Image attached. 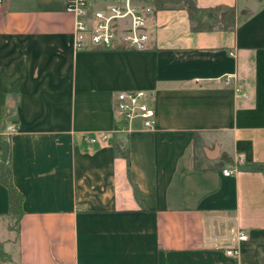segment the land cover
I'll return each mask as SVG.
<instances>
[{"label":"crops","instance_id":"1","mask_svg":"<svg viewBox=\"0 0 264 264\" xmlns=\"http://www.w3.org/2000/svg\"><path fill=\"white\" fill-rule=\"evenodd\" d=\"M67 1L0 10V134L23 193L15 219L0 182V264H264V173L246 167L264 163V0H195L235 7L230 30L155 9L145 50H76ZM128 90L147 92L153 129L113 131Z\"/></svg>","mask_w":264,"mask_h":264},{"label":"built area","instance_id":"2","mask_svg":"<svg viewBox=\"0 0 264 264\" xmlns=\"http://www.w3.org/2000/svg\"><path fill=\"white\" fill-rule=\"evenodd\" d=\"M5 0H0V10ZM66 10L74 16L73 43L76 50L86 49H132L145 50L150 47L148 22L153 16L155 7L151 0H115L95 8L90 7L89 0H68ZM233 54V52H230ZM223 85L231 86L236 96L247 97L242 84L235 81V75L224 74L220 77ZM115 111L118 119L124 120L125 126H117L113 131H127L129 122L139 118L142 128L151 130L154 127L155 109L148 94L144 90L120 91L115 96ZM115 119V120H118ZM15 124L8 126V132L14 131ZM107 133L100 132L96 136L85 135L90 141L106 139ZM242 154L237 161H242ZM234 168H224L223 174L229 175ZM239 233L237 238L246 239ZM228 255H236L238 248L226 250Z\"/></svg>","mask_w":264,"mask_h":264},{"label":"trees","instance_id":"3","mask_svg":"<svg viewBox=\"0 0 264 264\" xmlns=\"http://www.w3.org/2000/svg\"><path fill=\"white\" fill-rule=\"evenodd\" d=\"M153 4L155 9L184 8L187 11L191 23V29L194 31L213 29L230 30L243 18V15L238 14L233 6L216 5L212 7H200L195 0H153ZM125 125L124 120L118 119L115 120L113 129L117 126ZM113 148L116 152L124 154L128 160V153L120 148L119 142L114 141ZM10 159L11 146L9 138L0 134V182L7 189L9 213L16 219L22 212L23 193L12 182ZM246 167L264 173V163H253ZM0 257H7L1 248Z\"/></svg>","mask_w":264,"mask_h":264},{"label":"water","instance_id":"4","mask_svg":"<svg viewBox=\"0 0 264 264\" xmlns=\"http://www.w3.org/2000/svg\"><path fill=\"white\" fill-rule=\"evenodd\" d=\"M251 3H253V0H249L248 3L246 4V7H247L249 10H254L255 8L251 5Z\"/></svg>","mask_w":264,"mask_h":264}]
</instances>
